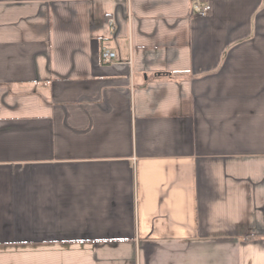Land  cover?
I'll list each match as a JSON object with an SVG mask.
<instances>
[{"label":"crops","instance_id":"crops-1","mask_svg":"<svg viewBox=\"0 0 264 264\" xmlns=\"http://www.w3.org/2000/svg\"><path fill=\"white\" fill-rule=\"evenodd\" d=\"M210 3L0 0V264H264V0Z\"/></svg>","mask_w":264,"mask_h":264},{"label":"built area","instance_id":"built-area-1","mask_svg":"<svg viewBox=\"0 0 264 264\" xmlns=\"http://www.w3.org/2000/svg\"><path fill=\"white\" fill-rule=\"evenodd\" d=\"M211 0H191L190 10L199 16H206L211 10ZM101 62L109 64L116 59V54L108 49H102L100 53Z\"/></svg>","mask_w":264,"mask_h":264}]
</instances>
